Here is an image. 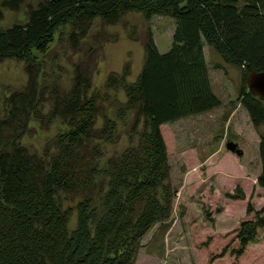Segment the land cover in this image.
Instances as JSON below:
<instances>
[{"label":"trees","instance_id":"obj_1","mask_svg":"<svg viewBox=\"0 0 264 264\" xmlns=\"http://www.w3.org/2000/svg\"><path fill=\"white\" fill-rule=\"evenodd\" d=\"M24 1L0 0V20L3 9L17 11ZM27 8L24 23L0 29V62H22L25 74L23 88L5 95L0 111V264H135L144 236L170 220L178 193L161 126L223 105L212 89L206 46L241 73L230 106L239 104L251 126L262 128L256 185L264 190V102L246 86L250 70L264 72V0H43ZM127 13L171 18L170 49L160 53L149 28L142 37L127 34L141 43L142 66L133 81L130 63L109 72L102 97L91 88L96 45L72 65L67 88L43 84L36 55L48 53L54 36L64 31L67 44L79 48L94 20L110 27ZM31 120L64 126L41 155L21 144ZM118 122L127 146L101 162L102 145L120 137ZM229 135L226 144L238 146ZM230 196L245 199L239 186ZM259 230L263 209L239 224L232 254L241 256Z\"/></svg>","mask_w":264,"mask_h":264},{"label":"rangeland","instance_id":"obj_2","mask_svg":"<svg viewBox=\"0 0 264 264\" xmlns=\"http://www.w3.org/2000/svg\"><path fill=\"white\" fill-rule=\"evenodd\" d=\"M39 1L43 0H25L17 11L3 9L0 29L24 23L27 7L33 8ZM148 28L153 33L158 51L167 52L171 47L174 31V21L168 17L156 16L146 21L141 14L127 13L120 23L110 27H102L98 20H94L79 48H71L66 42V34L61 31L58 39L54 36L45 56L36 55L43 61V84L48 86L56 82L60 87L67 88L72 76V65L82 58L89 46L95 45L97 52L93 59L95 65L91 75V88L99 97L104 92L106 75L109 72H119L124 63L132 66L128 81H133L142 66L144 53L141 43L130 41L127 34L142 37ZM95 39L97 43H94ZM204 53L205 56L208 53L211 71H217L213 73L214 82L218 84L219 78L225 77L224 85L229 89L237 86L238 89L240 71L223 64L208 46ZM24 84L22 62H0V111L4 96L11 91L21 90ZM108 94L110 97L113 95L111 92ZM117 97L123 100L121 94L118 93ZM47 110L48 105H44L42 114ZM238 122V148L242 155L229 153L224 148L217 154L215 162L209 163L208 171L192 159L194 150L198 148L192 146L199 143L198 139H189L193 124L182 122L180 131L179 127L176 129L172 125L163 131L171 167L170 183L177 188L178 193L173 202L170 220L165 226H154L144 236L135 264H264V230L258 231L256 239L248 244L241 256L232 254L239 247L236 238L239 224L253 219L254 212L264 210V191L254 186L255 177L261 170L258 145L262 128L257 130L251 127L249 121L238 119ZM63 128V124L57 120L47 125L31 120L21 144L30 152L41 155L44 146ZM118 130L120 137L116 143L102 145L104 156L101 162L127 146L122 122H118ZM211 148L204 149L206 155L214 149ZM237 186L242 189L244 200L230 198ZM247 202L253 208V213L248 216ZM73 221L74 219L72 223ZM224 250L227 252L220 256Z\"/></svg>","mask_w":264,"mask_h":264},{"label":"crops","instance_id":"obj_3","mask_svg":"<svg viewBox=\"0 0 264 264\" xmlns=\"http://www.w3.org/2000/svg\"><path fill=\"white\" fill-rule=\"evenodd\" d=\"M208 53L205 56V59H206V62L209 64ZM211 70H212V66H209V76L211 79L212 89H213V92L223 102L222 107L215 109L213 111L207 112L197 117L187 118L185 120L178 121L173 124H165L161 126V132L164 138L163 131L168 126H171V125L176 126L175 128L179 129L180 128L179 126L182 122L188 121L190 122V124H193V128L190 131L191 136L189 137V139H194V138L198 139L199 143L192 146L193 148L198 147L196 150H194L192 159L197 164H200L201 166L206 167L207 169H205V171L209 170L210 168L209 163L215 162V159H217L216 157L217 154L220 153V151L224 150L225 145H226L227 131L228 133H231V135L229 136H231L233 139L236 138L237 143H239L238 142L239 137H237L240 134L239 133L240 125H239L238 119H241L244 122L249 121L246 112L239 106V104H233L232 106H230V102L236 99L237 86H234L232 87V89L231 88L229 89L228 86L224 85L225 77L219 78V82L217 84L216 82H214V78H213V73H217V71L216 70L211 71ZM215 85H217L218 87H215ZM229 111H230V114L226 115ZM224 116L225 117L227 116L226 121L224 120ZM232 122H233V125H232ZM194 124L196 125V127H194ZM180 130L181 128L178 131ZM209 147H212L211 149L213 148L214 149L211 152H209L208 155H206V153L204 152V149H207ZM256 178L257 177H255V180H254V186L257 187L258 190L264 191L256 185Z\"/></svg>","mask_w":264,"mask_h":264},{"label":"water","instance_id":"obj_4","mask_svg":"<svg viewBox=\"0 0 264 264\" xmlns=\"http://www.w3.org/2000/svg\"><path fill=\"white\" fill-rule=\"evenodd\" d=\"M246 86L248 91L253 96L258 97L261 101L264 102V72L256 73L250 70L246 78ZM225 148L232 154H235L237 156L242 155V151L234 142H228Z\"/></svg>","mask_w":264,"mask_h":264}]
</instances>
